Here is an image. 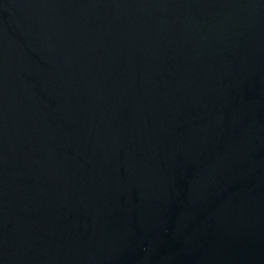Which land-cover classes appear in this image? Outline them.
<instances>
[{
	"label": "water",
	"instance_id": "obj_1",
	"mask_svg": "<svg viewBox=\"0 0 264 264\" xmlns=\"http://www.w3.org/2000/svg\"><path fill=\"white\" fill-rule=\"evenodd\" d=\"M0 264H264V0H0Z\"/></svg>",
	"mask_w": 264,
	"mask_h": 264
}]
</instances>
